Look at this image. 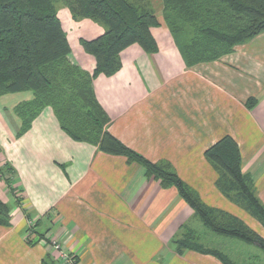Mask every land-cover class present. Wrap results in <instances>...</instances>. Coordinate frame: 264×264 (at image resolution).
Segmentation results:
<instances>
[{
  "label": "crops",
  "instance_id": "1",
  "mask_svg": "<svg viewBox=\"0 0 264 264\" xmlns=\"http://www.w3.org/2000/svg\"><path fill=\"white\" fill-rule=\"evenodd\" d=\"M56 11L70 59L92 73L94 59L79 40L98 38L103 27L74 20L64 6ZM154 12L161 24L150 31L157 52L148 55L132 45L120 53L112 75L93 81L107 132L149 162L168 163L207 206L240 219L264 239L262 226L216 189V173L203 156L231 137L264 206V33L217 61L187 67L162 21V7ZM32 99L31 92L0 97V164L13 169L17 193L6 185L0 189L11 209L10 226H0V264H40L46 254L60 262L43 242L26 244L28 223L32 231L50 225L49 242H58L75 264H264L255 245L236 255L218 239L211 251L222 261L208 251L177 253L174 242L195 214L176 190L161 187L124 157L72 141L49 107L19 135L22 123L13 109ZM249 100L255 101L251 108Z\"/></svg>",
  "mask_w": 264,
  "mask_h": 264
},
{
  "label": "trees",
  "instance_id": "2",
  "mask_svg": "<svg viewBox=\"0 0 264 264\" xmlns=\"http://www.w3.org/2000/svg\"><path fill=\"white\" fill-rule=\"evenodd\" d=\"M57 1L0 0V97L24 92L33 95L31 101L14 108L22 123L19 135L27 132L41 110L49 107L72 141L124 157L128 164H138L161 187L174 188L210 232L255 245L264 252L262 237L240 219L207 206L168 163L149 162L107 132L109 120L95 101L92 84L99 75H112L120 65V53L132 45L148 55L157 52L150 31L161 24L149 0H63L74 20L89 19L104 29L94 40H79L82 50L94 59L92 73L69 60L71 50L57 18ZM160 1L162 21L187 67L217 61L231 54L237 45L264 33V0ZM254 103L249 100L246 105L251 108ZM203 156L216 173V189L264 229V206L256 197L251 176L242 172L236 142L225 136ZM6 172L8 175H4ZM12 175L8 163L0 165V179L15 197ZM10 216V207L0 198V226L9 227ZM30 231L38 237L32 239L27 234L26 244L33 246L43 237L39 231ZM174 246L179 254H206L186 244L179 246L177 241ZM208 254L222 261L217 252ZM40 264L62 263L46 254Z\"/></svg>",
  "mask_w": 264,
  "mask_h": 264
},
{
  "label": "rangeland",
  "instance_id": "3",
  "mask_svg": "<svg viewBox=\"0 0 264 264\" xmlns=\"http://www.w3.org/2000/svg\"><path fill=\"white\" fill-rule=\"evenodd\" d=\"M57 2H58V3H56L57 7L64 6V1L63 0H58ZM149 2L151 4V7H152L153 11H154V9H161V7H162L160 0H149ZM64 8H66V7L64 6ZM69 60L71 62H73L74 65L78 66L81 70H83L74 61V59H69ZM13 112H14V109H13ZM14 115H16L15 112H14ZM4 175H8V172H6ZM3 185L5 186V184L3 183V181L0 179V189L3 188ZM19 204H20V201L18 200L17 201V205H19ZM33 227L34 226H33L32 223H28V228H27V231H26V236H27V234L30 233L29 234L30 238L32 237V239L33 238H37L38 239V237H35L36 236L35 234L34 235L31 234V231L30 230H33ZM44 229L42 231L39 230V232H40L39 235L42 234V237L43 238L41 240H38V241H41L44 244L50 246L51 247V251L55 253L56 258L62 264H66V263H64V261H63L64 259L61 257L60 252L58 250H55L54 249L53 245L49 242V240H48V238L46 236V234L48 233V231L51 229L50 228V225H48L47 228H44ZM211 237H212V239L210 240L209 238H211ZM214 239L215 240L218 239L219 241H222V242L227 241L226 242L227 243V247L230 248V249H232V251H234L236 255H239L237 252H246L245 250L249 251L246 248L245 245H250V244H248V243H246L244 241L238 240V239H234V238H231V239L230 238H227V237L225 238L223 236H219V235L214 234L213 232H210L208 229H206L202 225L201 221L198 218H196V216H195V219L194 220H192L191 222H189L188 224H186V225H184L182 227V229H181V231L179 233V236H178L177 243H178L179 246H182V245H185L186 244V245H189V246H191L192 248H194L196 250H200V251H203V252H206V251L209 252V251H211L213 249H216L217 250L216 244L213 243ZM56 243L58 244V242H56ZM236 243H241L243 245V247L240 248V246H238ZM175 248H176V246H175ZM212 252H217V251H212ZM256 261H259V260H256ZM256 261L254 259V262H256ZM254 262H252V263H254ZM73 264H75V263H73ZM254 264H256V263H254ZM258 264H262V262L259 261Z\"/></svg>",
  "mask_w": 264,
  "mask_h": 264
},
{
  "label": "built area",
  "instance_id": "4",
  "mask_svg": "<svg viewBox=\"0 0 264 264\" xmlns=\"http://www.w3.org/2000/svg\"><path fill=\"white\" fill-rule=\"evenodd\" d=\"M55 250H58L60 252L61 257L64 259V263L66 264H73L75 263L74 258L71 255L65 254L62 250L60 245H58L55 241L51 242Z\"/></svg>",
  "mask_w": 264,
  "mask_h": 264
}]
</instances>
